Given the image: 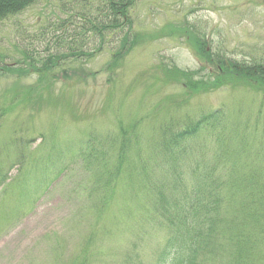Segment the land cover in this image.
I'll return each instance as SVG.
<instances>
[{"label": "rangeland", "instance_id": "obj_1", "mask_svg": "<svg viewBox=\"0 0 264 264\" xmlns=\"http://www.w3.org/2000/svg\"><path fill=\"white\" fill-rule=\"evenodd\" d=\"M67 17L55 1H41L0 22V264H157L173 235L160 199L171 201L180 178L191 186L190 168L207 163L217 179L231 173L243 195L264 187V88L241 76L193 92L176 71L204 78L233 63L264 65V0H138L129 31L137 44L114 60L121 33L104 45L90 36L83 51L95 55L72 61L69 47H80L85 31L75 20L63 26ZM184 25L200 48L160 37ZM46 61L56 67L40 77ZM217 110L219 128L189 142V165L160 166L153 142ZM89 137L99 155L92 165L75 155ZM223 204L229 234L241 211ZM258 218L242 229L254 230L264 211ZM258 237L244 264H264ZM232 257L223 250L206 264Z\"/></svg>", "mask_w": 264, "mask_h": 264}, {"label": "trees", "instance_id": "obj_2", "mask_svg": "<svg viewBox=\"0 0 264 264\" xmlns=\"http://www.w3.org/2000/svg\"><path fill=\"white\" fill-rule=\"evenodd\" d=\"M41 1H55L58 8L64 14H68L66 21L61 22L63 26L67 22L75 20L84 27L85 35L82 45L69 47L68 56L71 57L72 61L95 55V49L83 51L89 44L90 36L98 38L104 45L103 40L105 38L108 39L110 35L114 36L118 33L122 34L118 49L111 55L113 60L120 54H129L137 44L138 35L130 36L129 31L132 24L130 10L138 0H0V22L22 13ZM174 35L183 37L188 45L194 43L197 48H200L202 40L199 35L185 25L168 29V32L160 37ZM50 57L58 59L54 55H50ZM52 61H46L48 64L44 63L40 69H36V74L42 77L45 70L47 72L52 68L54 69L57 63H52ZM231 69V71L237 72V75H233L227 66L224 67L223 74H218L215 70L213 73L207 72L208 74L204 78L189 72L176 71L182 74L183 87L193 92L207 88L209 80H213L210 82V86L215 88L222 84L238 83L237 78L240 80L241 76L246 83L264 88L263 64H259V62H252V64L233 63ZM240 73L245 74V76ZM221 117V111L211 112L184 129L172 134L169 133L165 138L153 142L150 146L152 156L157 159L160 166L168 163L169 166L172 165L175 168L181 160H184L183 155L189 147V142L194 141L205 131L219 128ZM94 140L95 138L89 137L85 146L75 152L77 153L75 155L87 165L97 163L96 158L99 157L93 145ZM119 145L120 153H122L126 146L124 137ZM101 157L100 155V159ZM124 158V155L119 154V162L123 161ZM182 164L184 166L189 165L188 158ZM206 164L202 166L198 164L189 169L192 172L191 186H186L183 179L180 178L176 183V194L173 190L170 197L171 201L167 197L164 200L160 199L161 213L173 229V235L167 238L157 264H206L208 258L223 250L231 252L234 264H244L245 257L243 255H246L248 245L259 240L258 236H262L264 233V220L261 222L254 221L256 224L254 230L242 229L248 221L260 219L258 217L264 211V187L258 186L256 189H250L249 194L243 195L246 191L240 186L243 180L235 179L236 176H230L231 173L229 172H226V179L225 177L217 179L215 171ZM242 196L245 199L249 198L251 203L241 202L239 204L237 199H243ZM224 198L228 200L229 206L231 205L236 209L239 207L241 211L238 220L235 219L236 222L228 225L229 234L223 232L222 220H220L223 213L222 208L225 206L223 204ZM232 210L234 209L232 208ZM258 231L260 233L256 236L255 233Z\"/></svg>", "mask_w": 264, "mask_h": 264}]
</instances>
